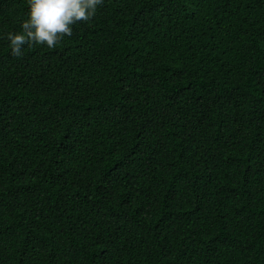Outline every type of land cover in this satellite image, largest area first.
Returning <instances> with one entry per match:
<instances>
[{
    "label": "trees",
    "instance_id": "obj_1",
    "mask_svg": "<svg viewBox=\"0 0 264 264\" xmlns=\"http://www.w3.org/2000/svg\"><path fill=\"white\" fill-rule=\"evenodd\" d=\"M0 0V264H264V0H103L11 53Z\"/></svg>",
    "mask_w": 264,
    "mask_h": 264
},
{
    "label": "clouds",
    "instance_id": "obj_2",
    "mask_svg": "<svg viewBox=\"0 0 264 264\" xmlns=\"http://www.w3.org/2000/svg\"><path fill=\"white\" fill-rule=\"evenodd\" d=\"M103 0H28L27 19L21 22V30L9 32L11 53L22 56L26 44L57 45L65 35L72 34V25L88 21L96 13Z\"/></svg>",
    "mask_w": 264,
    "mask_h": 264
}]
</instances>
